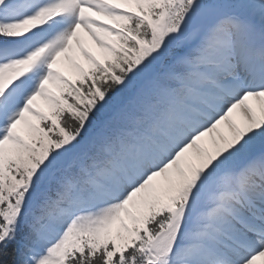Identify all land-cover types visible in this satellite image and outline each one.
<instances>
[{
    "label": "snow or ice",
    "instance_id": "snow-or-ice-1",
    "mask_svg": "<svg viewBox=\"0 0 264 264\" xmlns=\"http://www.w3.org/2000/svg\"><path fill=\"white\" fill-rule=\"evenodd\" d=\"M0 264H264V0H0Z\"/></svg>",
    "mask_w": 264,
    "mask_h": 264
},
{
    "label": "rangeland",
    "instance_id": "rangeland-1",
    "mask_svg": "<svg viewBox=\"0 0 264 264\" xmlns=\"http://www.w3.org/2000/svg\"><path fill=\"white\" fill-rule=\"evenodd\" d=\"M38 103H39V101H38Z\"/></svg>",
    "mask_w": 264,
    "mask_h": 264
}]
</instances>
